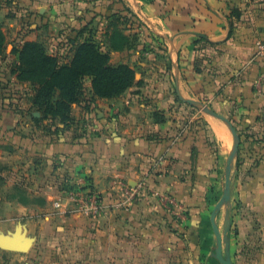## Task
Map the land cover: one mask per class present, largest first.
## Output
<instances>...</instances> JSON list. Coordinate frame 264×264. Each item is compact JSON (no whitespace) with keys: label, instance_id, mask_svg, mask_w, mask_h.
<instances>
[{"label":"crops","instance_id":"1","mask_svg":"<svg viewBox=\"0 0 264 264\" xmlns=\"http://www.w3.org/2000/svg\"><path fill=\"white\" fill-rule=\"evenodd\" d=\"M0 23L13 48L70 58L91 40L135 72L111 99L86 77L66 126L19 97L0 103V233L32 239L0 249L4 264H224L217 236L221 259L264 264V0H0ZM127 185L143 190L119 208ZM73 186L103 209L76 212Z\"/></svg>","mask_w":264,"mask_h":264},{"label":"trees","instance_id":"2","mask_svg":"<svg viewBox=\"0 0 264 264\" xmlns=\"http://www.w3.org/2000/svg\"><path fill=\"white\" fill-rule=\"evenodd\" d=\"M5 40L0 24V55L5 49ZM11 53L15 59L8 62L10 74L15 75L18 82L33 87L31 106L40 111L42 118H56L64 126L72 119V104L83 97L82 85L86 77L91 80L92 94L105 99L119 96L135 80L131 67L112 65L109 53L91 40L78 43L65 62L57 55L48 54L38 41H25ZM153 118L156 122L164 120L159 111L153 112Z\"/></svg>","mask_w":264,"mask_h":264},{"label":"built area","instance_id":"3","mask_svg":"<svg viewBox=\"0 0 264 264\" xmlns=\"http://www.w3.org/2000/svg\"><path fill=\"white\" fill-rule=\"evenodd\" d=\"M257 45L260 49L264 48V44L259 41L257 42ZM88 187L83 189L77 186L71 187V189H69V198L73 202L76 212L92 216L98 214L103 209L104 204ZM141 189L143 190L142 187L139 188L137 186L133 187L130 185L123 187L121 195L115 202V205L119 208L132 205L133 201L141 194ZM160 200L167 207L168 212L174 214L177 218L180 217L177 212H173L176 207V203L171 195L162 194L160 195Z\"/></svg>","mask_w":264,"mask_h":264},{"label":"rangeland","instance_id":"4","mask_svg":"<svg viewBox=\"0 0 264 264\" xmlns=\"http://www.w3.org/2000/svg\"><path fill=\"white\" fill-rule=\"evenodd\" d=\"M1 24V23H0ZM6 34L9 33V30L6 28L5 30ZM9 35V34H7ZM12 42L10 41V37L6 43L5 40V49L0 55V103L5 99V97L12 96V98H18L23 99L25 101H30L31 96L33 95V87L29 86V88L23 87V85L17 84L15 81L12 79V74H10V68L8 66V62L11 61L12 59L14 60L13 54L11 53L13 49ZM72 55V54H71ZM58 56V55H57ZM59 59L61 62H65L68 58L59 56ZM84 84V81H83ZM84 85H82V88ZM32 93V95H28L29 93ZM83 91H82V96H83ZM81 96V97H82ZM17 105V104H16ZM17 110H20V108H17ZM0 152L3 151V149H6V144H7V138L3 137L0 139ZM7 164V158L5 156V153H0V165ZM25 254V253H24ZM7 258L3 255L0 254V264L6 263Z\"/></svg>","mask_w":264,"mask_h":264},{"label":"water","instance_id":"5","mask_svg":"<svg viewBox=\"0 0 264 264\" xmlns=\"http://www.w3.org/2000/svg\"><path fill=\"white\" fill-rule=\"evenodd\" d=\"M185 101L191 105H200L199 102L191 100V99H186ZM230 126H231V124H230ZM237 146H238V138H237V142L235 144V150L237 149ZM229 191H230V180H229V165H228L227 169H226L225 187L223 190L222 197L220 198V200L218 201V203L214 207V210L212 213V221H213L214 215H215L216 211L218 210V208L220 207V205L223 202L228 200ZM213 225H214V223H213ZM217 240H218V245H219V249L217 251L218 257L220 258V260L224 264H231V262L229 260L221 259V256H220L221 255L220 239L218 236H217ZM31 244H32V239L30 237L26 236L25 231L22 230L20 225L16 228V230L11 235H5V234L0 233V249L23 253V252H27L29 250Z\"/></svg>","mask_w":264,"mask_h":264}]
</instances>
